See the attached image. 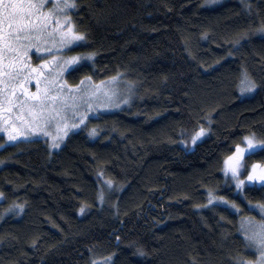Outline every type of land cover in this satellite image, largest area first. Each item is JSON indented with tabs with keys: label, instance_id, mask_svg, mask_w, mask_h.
Listing matches in <instances>:
<instances>
[{
	"label": "trees",
	"instance_id": "obj_1",
	"mask_svg": "<svg viewBox=\"0 0 264 264\" xmlns=\"http://www.w3.org/2000/svg\"><path fill=\"white\" fill-rule=\"evenodd\" d=\"M75 3L69 15L87 40L73 51L95 56L67 81L116 77L133 98L90 117L58 150L42 138L0 148V264L255 259L239 214L209 204L208 190L240 213L264 203V187L246 185L243 198L223 171L244 136L264 139V0ZM245 71L257 85L249 96ZM245 158L264 161V151Z\"/></svg>",
	"mask_w": 264,
	"mask_h": 264
},
{
	"label": "snow or ice",
	"instance_id": "obj_2",
	"mask_svg": "<svg viewBox=\"0 0 264 264\" xmlns=\"http://www.w3.org/2000/svg\"><path fill=\"white\" fill-rule=\"evenodd\" d=\"M214 2V0H209ZM48 0H0V113L7 111L12 112L13 91L6 90L13 89L14 85L6 83L7 81H15L26 73L37 72L43 75V70H47L49 75L45 77V87L41 91L39 88L40 80L37 78V92L26 94V98L30 97L31 101L35 103V107L29 106L28 111L31 113V119L25 120L23 116L18 119L22 122L24 131L16 127L15 123L7 129L9 139H15L17 136H28L33 133H44L46 127L50 126V122L56 120V135L52 136L54 141L53 147L56 146L55 141L67 135L70 128L78 127L77 124H69L68 117L62 114L63 110L69 107L73 110L75 115L79 117L80 123L86 120L87 113L76 112L77 101L85 102L86 99H91L100 93L109 100V103H101L100 107L113 106L111 104V97L113 92L105 87V81H100L95 84L91 76L84 77L80 85L75 86V91L80 92L81 95L75 94L69 96L63 94L61 85H66L63 80V74L68 69L69 65H77L81 61L92 60L95 53H79L70 57L51 56V50L40 48L39 42L41 37L47 31L49 36L58 34L60 48H66L68 45H74L75 42H83L87 40L84 32L75 30L76 25L72 18L67 13L74 10L77 5L75 0H52V7L45 11ZM250 7V5H249ZM55 19V26L52 21ZM264 30V29H261ZM27 42V43H25ZM239 43V41H236ZM36 47L39 52H47L51 56L50 60H42L38 68H32L30 64H25L22 59L15 54L19 53L22 48ZM59 51L60 49H56ZM7 53V55H6ZM26 55V52L24 53ZM116 77L111 78L108 82L111 83ZM91 85V88L81 86ZM240 91L250 92L254 90L257 85L245 71L240 80ZM54 91V94H49V89ZM69 92H73V87L68 86ZM23 91V89H21ZM7 100L9 107L3 108L4 100ZM59 103L60 108L56 105ZM23 110L24 105H17ZM91 110V105H87ZM9 120H12L9 115ZM207 130L200 126L199 130L192 136V142L195 143L197 138L203 136ZM92 135L96 134V129L90 130ZM51 135V133H47ZM243 144L237 143L235 150L227 155L223 161V171L226 176L230 174V178L234 181L236 190L244 194V187L247 184L249 188L257 185L264 187V161H255L248 163L246 155L251 157L258 150L264 151V139H258L254 132L243 137ZM246 173V175H244ZM243 176V178H242ZM112 181L108 180L111 185ZM4 193L0 192V196ZM209 204L213 201H222L225 206L230 205L233 209L239 210V205L235 201L227 200L224 197L214 195V190H208ZM103 197L101 196V199ZM251 203V202H249ZM255 208L260 209L264 214V203H257ZM19 209H23V205H19ZM81 212L84 211L82 206ZM254 223L252 218H241V231L246 240L247 247L256 250V259H248L242 256L233 257L235 264H264V220L256 223L255 227H251ZM141 254H143L142 250ZM105 264L108 260L105 259Z\"/></svg>",
	"mask_w": 264,
	"mask_h": 264
},
{
	"label": "rangeland",
	"instance_id": "obj_3",
	"mask_svg": "<svg viewBox=\"0 0 264 264\" xmlns=\"http://www.w3.org/2000/svg\"><path fill=\"white\" fill-rule=\"evenodd\" d=\"M52 7V0H48L47 6L44 9L45 11H48ZM70 12L67 14L69 15ZM56 21L53 19L52 25L55 26ZM27 43V42H25ZM79 42H75L74 45H68L66 48H60L59 45V36L58 34H53L49 36L47 34V31L45 34L41 37V40L39 42V47L51 50V56H64V57H70L75 54H79L81 52L78 51H73V48L78 44ZM56 49H60L57 51ZM26 52V55L24 54ZM7 55V53H6ZM18 58L22 59L25 64H30L32 68H38L41 65L42 60H50L51 56L47 54V52H39L36 47H30V48H22L19 53L15 54ZM80 63V62H79ZM78 65V64H77ZM76 66V65H75ZM75 66L69 65L68 69L64 72L63 74V80L66 81V85H61V88L63 90V94L65 95H73L75 94L76 96L81 95L80 92L75 91V86L80 85V82L78 84H70L67 79L66 75L68 71L73 69ZM44 74L39 75L37 72H31V73H26L24 76H21L19 79L15 81H7L6 83H10L14 85L13 89L6 90L5 95L7 96L8 91H13L14 90V95L12 96L13 100V105H12V112L8 113L7 111L0 113V148L4 147L7 144H12L20 140H30L34 138H42L46 139L49 147L52 150H58L66 141L68 136L76 131H78L82 125L90 118L99 115L100 113H105V112H111L115 111L122 106L129 104L133 98V92L131 90V86L125 82H121L122 80H117V78L109 83L108 81L111 80H105V87L109 89V91L113 92L114 95L111 97V104L113 106L109 107H100L99 105L101 103H109V100L104 96L103 93L98 94L95 97H92L91 99H86L85 102L77 101V108L76 112L80 113H87V119L84 120L83 123H80L79 117L75 115L73 110L69 107L66 110L62 111L63 115H66L68 117L67 122L69 124H77L78 127L75 128H70L68 130L67 135L63 136L62 138H58L55 141L56 146L53 147L54 141L52 139L53 135H56V120L53 119L50 122V126L46 127V132L44 133H33L28 136H17L15 139H9L8 131L7 129L12 126V123L16 124V127L19 128L21 131H24V127L22 122L18 119L19 116H23L25 120H30L31 119V113L27 110L29 106L35 107V103L31 101L30 97L26 98V94H31V93H36L37 92V78L40 80L39 88L41 91L44 89L45 85V77L49 75L47 70H43ZM93 80V79H92ZM104 81V80H103ZM95 84H99L100 81L95 82ZM68 86L73 87V92H69ZM82 88L87 87L91 88V85H84L81 86ZM23 89V91L21 90ZM247 93V94H244ZM242 93L243 95L249 96L251 94H248L249 92H244ZM49 94H54V91L50 88L49 89ZM23 104L24 108L21 110L17 105ZM87 105H91V110H89ZM9 107V104L7 100L5 99L3 102V108L7 109ZM57 108H60L59 103L56 105ZM9 115H11L12 120H9ZM47 133H51V135H48ZM204 136V135H203ZM199 137L197 139H202V137ZM258 138V137H257ZM260 139V138H258ZM243 144V143H242ZM246 175V173H244ZM226 176V175H225ZM227 177V180L233 184L234 181L230 178V174ZM243 178V176H242ZM247 185V184H246ZM245 185V186H246ZM245 188V187H244ZM236 189V188H235ZM237 191V190H236ZM238 192V191H237ZM244 198V194H242ZM2 198V196H0ZM230 201H235L234 199H230ZM223 204V202L221 201ZM258 202L254 203H248L247 206L250 209V212L247 213H240L242 210V206H239V210H235L236 213L239 214V224H240V229H241V218L242 217H248L252 218L254 223L251 225V227H255L256 223L264 220V214L261 213L260 209L255 208L254 205H256ZM262 203V202H259ZM236 204H238L236 202ZM224 205V204H223ZM243 234V232L241 231ZM244 236V235H243ZM253 249V248H252ZM254 250L255 253V259H256V250ZM254 260V259H253Z\"/></svg>",
	"mask_w": 264,
	"mask_h": 264
}]
</instances>
